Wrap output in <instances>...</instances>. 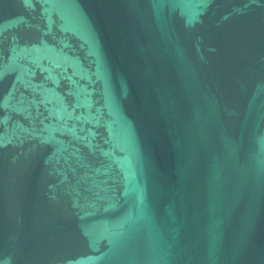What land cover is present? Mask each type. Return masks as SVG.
Here are the masks:
<instances>
[{
  "label": "water",
  "instance_id": "obj_1",
  "mask_svg": "<svg viewBox=\"0 0 264 264\" xmlns=\"http://www.w3.org/2000/svg\"><path fill=\"white\" fill-rule=\"evenodd\" d=\"M0 264H264V0H0Z\"/></svg>",
  "mask_w": 264,
  "mask_h": 264
}]
</instances>
